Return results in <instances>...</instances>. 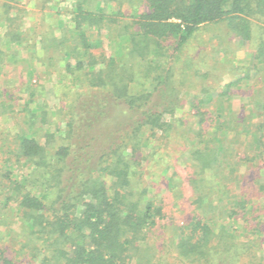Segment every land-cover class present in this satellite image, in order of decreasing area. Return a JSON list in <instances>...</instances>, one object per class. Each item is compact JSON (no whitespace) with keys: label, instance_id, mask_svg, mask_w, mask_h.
I'll list each match as a JSON object with an SVG mask.
<instances>
[{"label":"trees","instance_id":"1","mask_svg":"<svg viewBox=\"0 0 264 264\" xmlns=\"http://www.w3.org/2000/svg\"><path fill=\"white\" fill-rule=\"evenodd\" d=\"M37 1L0 0V72L25 49L70 86L60 107L39 75L0 87V125L14 127L0 133V264H264V0H70L60 29ZM216 24L250 61L217 87L179 89L162 42L177 52ZM181 91L198 95L185 105ZM155 137L183 142L189 173L167 181L180 221L149 197L143 161L163 152L142 150Z\"/></svg>","mask_w":264,"mask_h":264},{"label":"rangeland","instance_id":"2","mask_svg":"<svg viewBox=\"0 0 264 264\" xmlns=\"http://www.w3.org/2000/svg\"><path fill=\"white\" fill-rule=\"evenodd\" d=\"M42 2H44L45 8L42 9L41 12L47 25L58 23L57 27L60 29L61 26H64L69 22V12L72 9L70 0H39L37 1V4ZM23 5V8L26 10L28 9L31 11L32 8H35L32 7V5L25 3V1H23ZM35 10L40 9L35 8ZM30 20L31 18L25 15L22 28L28 27ZM2 30L3 28L0 29V33ZM226 30L227 29L224 24L203 26L197 30L195 36L177 52L172 51V48L176 46V39H170L162 42L161 45L168 48V50L166 52L167 54L165 56L162 55L158 60L161 61L162 64L164 63L166 68H168L167 65L172 66L174 85L178 86L181 90H183L188 83L191 86L190 88L193 90H196V88L199 90L202 84L217 87L218 84L224 83L231 78L230 73L235 70L231 69L232 71L230 72V67L232 65H235L236 67L239 61H242L244 64H248L251 59L248 53L250 49H248L244 44L239 43L237 40H229ZM15 47L16 46H14V48ZM121 48L122 44L120 41H114L111 43L110 49L112 52L116 53L118 59L122 57ZM37 49V51L40 50L39 47H37ZM41 54L42 53L39 52V55ZM142 64V62L137 64L138 71L139 69L142 70ZM195 68L199 70V73L196 76L193 75ZM42 71L43 69L40 66V62L35 60V58L32 59L30 50L27 51L25 49H21L20 53L16 54V57L11 61H8L1 69L0 87L5 90L8 85L13 88H21L26 85V82L33 79L35 75H39L40 83L44 85L43 89L47 103L51 107H60L59 96L62 92L68 90L70 85L68 86L64 84L55 77L52 79L44 76L42 77ZM206 71L210 72V79L202 82L200 75ZM65 73L67 72L64 71L63 74ZM22 83H24V85H22ZM217 90L220 92L221 87ZM190 92L184 93L181 91V102L186 103L185 105H187V103H191L198 95L197 93L196 95L195 93ZM238 93L239 94L234 95L232 98L233 105L235 107L244 105L246 109V107L249 106L246 104V99L244 97L247 95V92L239 91ZM25 99H27V95L23 94L21 99H18L17 102L23 103ZM212 103L214 102L209 103L210 107H212ZM4 121L5 122L3 124L5 127L0 125V133L3 128H5L4 130L8 131L7 133L14 134L12 121L6 116H4ZM157 144H161L163 157L158 159L159 156L149 154L147 156V160L143 161V167L145 169L144 180L150 187L149 197L153 198V196H156L158 199H163L165 203L164 212H166L169 217H171L172 214H175L177 220L180 221L186 214L183 212L182 205H178L176 207L174 206V203L176 202L175 199L170 196L167 181L169 176L172 174L170 171L177 172L181 179L187 177V174L189 173L183 163L186 156L183 142H171L170 145L165 143V139L155 137L151 139L150 142H146V146L142 151L145 153L152 151L154 150L153 147ZM180 189L181 188H179V190ZM182 190L184 191L185 197L188 196L187 198H189L190 202L192 197L191 191H187L185 189ZM254 200L258 202V199ZM185 207H188V205L185 204ZM191 208H193V205ZM159 234L160 233L156 231L153 236L155 242L160 240Z\"/></svg>","mask_w":264,"mask_h":264}]
</instances>
